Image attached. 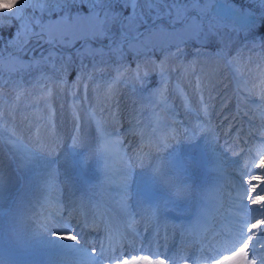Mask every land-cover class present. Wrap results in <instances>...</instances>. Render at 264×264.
Segmentation results:
<instances>
[{"label": "bare ground", "instance_id": "bare-ground-1", "mask_svg": "<svg viewBox=\"0 0 264 264\" xmlns=\"http://www.w3.org/2000/svg\"><path fill=\"white\" fill-rule=\"evenodd\" d=\"M215 51L216 55L208 60V69L215 70V75L222 77L221 69L216 70L215 66L219 64L223 52L220 48ZM182 89L179 81L162 82V98L171 97L169 105L163 103L160 108L161 114L168 116L167 121L159 120L160 112L154 115L145 113L134 99L122 93L113 94L102 101V109L96 111L98 118L86 131L88 136L92 131L104 132L98 140L92 136L94 144H89V154L93 156L95 152L93 159L96 160L99 177L87 179L85 185L73 178L66 157L61 149H56L57 144L66 137H76L77 126L83 128L86 125L87 122L81 120L78 112L73 121L72 115L52 104H46L43 110L34 107L37 112L24 107L10 112L7 127L14 134H19L22 144L7 153L6 159H0V222L13 227L22 225L18 241L26 242L28 253L35 256L36 262L29 263L22 259L15 263L0 255V264H82L68 255L75 252L84 259L80 251L68 248L69 242L54 239L48 234L53 226L75 230L81 238L85 254L91 245L103 243L106 249H115L126 240L129 246H150L159 253L152 257L154 260L163 259L162 256L166 255L177 264H184L185 260L181 259L186 257L185 253L194 250L193 257L200 258L194 264H214L212 258H218L217 250L229 247L231 242L228 236L221 238L204 227L210 220L231 212L227 201L239 195L238 188L228 187L223 180L226 176L240 182L239 176L245 166L241 167L238 161L233 160L229 165L235 166L237 171L223 169L220 161L226 154L221 152L220 147L214 146L217 140L215 135L222 128L228 129V122L232 120V109H224L228 105L227 98L223 97L224 92L209 87L203 93L211 95V104L200 102L201 106L198 105L193 115L188 116V107L201 99L184 95ZM255 115L264 117V112ZM219 116L227 119L220 123ZM183 118L187 119L189 126L184 124ZM120 121L123 123L119 124ZM99 123L101 125L98 126ZM107 124L113 126L114 136H108ZM242 126L238 122L230 129V134L236 136L246 132ZM260 126L259 123L251 125L253 130ZM184 132V136H196L192 141L200 140L208 148V162L201 168L207 173L204 180L197 181L196 172L183 174L179 164H173L170 169L164 168L166 155H179L180 149H184L181 146L177 149L173 147L175 138L180 145L183 144ZM71 139L74 142V138ZM4 141H11V136L6 134ZM66 141L71 143L68 139ZM238 143L239 140L233 138L229 147ZM262 145L259 141L258 146ZM47 153L53 156L49 157ZM243 160L249 159L244 156ZM88 162L92 164V158ZM255 167L257 171H249L250 175L264 174L259 162ZM14 169L17 178L12 173ZM27 176L35 182L28 181ZM254 183L259 186L257 192L264 193L259 190L264 188L262 179ZM153 184L154 187L151 186ZM103 189L108 195L104 194ZM217 195H221V201L216 199ZM116 205L124 207V216L117 214ZM177 210L181 213L185 210L191 212L188 219L194 225L186 223L188 219L184 220V215L176 218ZM239 215L243 217L244 213ZM92 229H96V232H92ZM205 231L209 237H206ZM189 233L191 235L188 236ZM200 235H203V239L199 242ZM209 242H212L211 246L215 245L213 249ZM169 243L174 244L166 248ZM205 247L210 251L206 252ZM7 252L23 254L22 251L16 253L12 248ZM165 264L173 263L165 261Z\"/></svg>", "mask_w": 264, "mask_h": 264}, {"label": "rangeland", "instance_id": "rangeland-1", "mask_svg": "<svg viewBox=\"0 0 264 264\" xmlns=\"http://www.w3.org/2000/svg\"><path fill=\"white\" fill-rule=\"evenodd\" d=\"M11 2L13 4L10 9H14L21 0H11ZM31 3L38 4L37 8L44 10L29 20L21 21L25 25L23 38L33 32L38 35L28 39L20 49L9 53H4L6 48L15 47L23 38L18 37L7 44L0 45V159H6L7 153L22 144L19 134H14L7 127V117L10 112L21 107L32 108L37 112L36 109L39 107L40 110L45 109L46 104L58 105V108L72 115L71 121L76 120L78 112L81 120L87 122L83 128L76 127V137L69 136L70 133H68L69 137L56 146V149H61L60 151L66 157L73 178L81 185H85L87 179L99 177L96 160L93 159L95 152L93 156L92 153L89 154L91 152L89 144H94L93 137L98 140L104 132L92 131L88 136L86 131L98 118L96 111L102 109L101 102L109 99L113 94L122 93L134 99L142 111L154 115L160 112L163 103L169 105L171 101L170 96L163 99L160 91L162 82L169 80L182 83L184 95L201 99L188 107V116L193 115L198 105L201 106L200 102L211 104L213 101L211 95L203 93L208 91L209 87H215L224 92L223 97L227 98L228 102L224 109H232V120L228 122V129L222 128L219 136L215 135L217 140L214 146L220 147L221 152L226 154L225 158L221 159L220 165L228 172L237 171L235 166L229 165V162L235 160L241 167L251 165L246 169L248 173L257 171L254 165L258 164L259 156L264 155V117L255 115L257 112H264V81L262 80L264 76V34L252 35L247 28L248 23L245 22L248 19H236L227 14L228 17L221 16L218 8L215 7V0H204L201 7L206 9V14L199 22L203 27L191 22H185L182 26L162 21L159 22V30L151 33L147 45L145 43L136 44L135 52L126 51L122 58L105 56L102 59L99 56L81 54L85 52L82 45H85L86 41L89 49L100 46L98 41L86 36L91 31L90 26L73 23L70 20L69 22L61 20L62 13L49 11V9L61 7L54 0H31ZM176 3L191 7V0H176ZM4 9L0 6V10ZM249 13L253 15L254 11L252 14L251 11ZM170 19L177 23L175 18ZM35 20L40 21L39 26L35 25ZM43 32L47 33L44 40H42L45 35ZM38 41L41 42L31 49L32 54H28L30 45ZM49 41L56 44L47 43ZM222 46H226L230 52L229 58ZM37 47L40 48L36 54ZM217 48L222 49L223 53L215 68L216 70L221 69L222 77L215 75V70L208 69V60L216 55ZM50 51L55 53V64L59 69L56 72H53L50 63L42 62V57H48ZM159 116L160 121L168 120V116L161 112ZM219 117L221 118L218 119L220 123L227 119V117ZM181 120L189 126L186 118ZM238 122L243 125L246 132L238 133L236 136L230 134V129ZM122 123L120 121L119 124ZM253 123H259L261 126L253 130L251 127ZM106 129L108 136L115 135L111 124H107ZM6 134L11 136V141H4ZM184 135L185 132L183 133L185 142L183 141L181 145L177 138L173 140L174 148L181 146L184 149H180L179 155H166L164 168L170 169L173 164H179L183 174L196 172V180L201 181L207 174L201 168L206 166V161H208L210 155L208 148L200 140L197 141L198 143L193 142L192 139L196 136L190 138ZM71 138H74V142ZM233 138L238 139L239 143L230 148L229 143ZM67 139L71 141L70 144L66 141ZM259 141L263 143L261 147L258 146ZM209 148L211 149L212 145ZM47 155L53 156L52 153H47ZM244 156H247L249 160L244 161ZM91 158L92 164H89L88 161ZM12 173L17 178L18 174L15 169ZM262 174H254L257 177L254 182H258L259 179L264 182V174ZM26 179L35 182L30 176ZM223 181L228 187L238 188L239 195L243 194V189L239 188L240 182L235 178L225 176ZM151 186L154 187V184ZM259 193L261 197H264V193L261 192L255 195L259 196ZM220 197L217 195L216 198L220 199ZM228 203L233 211L231 214L233 217L236 210L233 205L238 202L231 199ZM116 206L117 214L124 216L126 214L124 207ZM177 212L180 211L177 210ZM175 217L177 218V214ZM233 221L236 223L235 220ZM187 223L192 224V220H187ZM21 226L13 227L0 222V255L15 263L23 258V261L35 263L36 258L29 255L26 242L18 241ZM10 248L16 253L22 251L23 254L12 255L7 252ZM70 254L78 263L82 261L77 254Z\"/></svg>", "mask_w": 264, "mask_h": 264}, {"label": "snow or ice", "instance_id": "snow-or-ice-1", "mask_svg": "<svg viewBox=\"0 0 264 264\" xmlns=\"http://www.w3.org/2000/svg\"><path fill=\"white\" fill-rule=\"evenodd\" d=\"M54 2L61 7L49 11L62 13L60 19L65 22L70 20L73 23L90 26L89 38L99 42L98 48L89 49L86 41L85 45H82L85 52L81 54L99 56L102 59L105 56L122 58L126 51L135 52L136 44L147 45L151 33L159 30V22L168 18H175L182 26L185 22H191L203 27L199 22L206 14V9L201 7L204 0H191V7L179 5L176 0H54ZM258 2L264 6V0ZM38 6L31 3V0H21L14 9L6 8L0 12L6 14L0 16V19L11 16L23 21L22 13ZM35 25L39 26L40 21L35 20ZM24 28L23 23L17 28L21 38L24 36ZM42 62L50 63L53 72L59 70L55 64L54 52L50 51L48 57H42ZM248 167L251 165H246L239 176V188L243 189V194L236 197L238 203L233 205L236 214L232 219L236 223L233 224V230L228 233L230 246L217 250L218 258H212L214 264H264V197L254 195L259 186L254 183L257 177L247 172ZM259 167L264 169V156L259 160ZM259 190L264 191V188ZM240 213H244L243 217L239 215ZM48 234L54 239L69 242L68 248L76 249L84 255L85 264H165L163 259H152L159 253L154 252L150 246L137 248L134 244L129 246L125 240L115 249H106L103 243H99L89 246L85 254L81 238L72 228L53 226L49 228Z\"/></svg>", "mask_w": 264, "mask_h": 264}, {"label": "trees", "instance_id": "trees-1", "mask_svg": "<svg viewBox=\"0 0 264 264\" xmlns=\"http://www.w3.org/2000/svg\"><path fill=\"white\" fill-rule=\"evenodd\" d=\"M230 1H232L239 10H245L250 8L254 11H257V15L255 18H253L254 20H252L249 29L253 33L264 34V6H261L258 0H230ZM12 4L13 3L11 2L7 8L10 9L12 7ZM117 7H119V5H117ZM2 11L3 10H0V12ZM37 13H41V10L39 8H35V9L29 8L24 13H22L24 18L23 20H29L32 16H35ZM0 16H6V14L0 13ZM20 24H21V20L11 16H7L6 18L0 19V26H2L0 27V45L20 37L17 33V28L19 27Z\"/></svg>", "mask_w": 264, "mask_h": 264}, {"label": "clouds", "instance_id": "clouds-1", "mask_svg": "<svg viewBox=\"0 0 264 264\" xmlns=\"http://www.w3.org/2000/svg\"><path fill=\"white\" fill-rule=\"evenodd\" d=\"M11 0H0V6L4 7L5 9L10 5Z\"/></svg>", "mask_w": 264, "mask_h": 264}, {"label": "water", "instance_id": "water-1", "mask_svg": "<svg viewBox=\"0 0 264 264\" xmlns=\"http://www.w3.org/2000/svg\"><path fill=\"white\" fill-rule=\"evenodd\" d=\"M166 21H168L169 23H172L170 19H166ZM44 33H45V36H46L47 35L46 32H44ZM27 38L28 37H26L15 49L21 47V45L27 40ZM31 47H33V46H31Z\"/></svg>", "mask_w": 264, "mask_h": 264}]
</instances>
